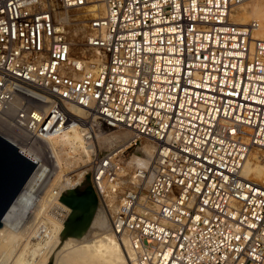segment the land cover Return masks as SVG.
<instances>
[{
  "label": "built area",
  "instance_id": "1",
  "mask_svg": "<svg viewBox=\"0 0 264 264\" xmlns=\"http://www.w3.org/2000/svg\"><path fill=\"white\" fill-rule=\"evenodd\" d=\"M93 1L0 0V135L41 172L11 264L41 260L71 214L62 182L46 188L65 170L47 144L74 131L87 150L64 173L88 167L76 187L90 178L135 264H264V184L241 176L264 150V39L232 21L250 0H102L85 38L97 63L57 17Z\"/></svg>",
  "mask_w": 264,
  "mask_h": 264
},
{
  "label": "bare ground",
  "instance_id": "2",
  "mask_svg": "<svg viewBox=\"0 0 264 264\" xmlns=\"http://www.w3.org/2000/svg\"><path fill=\"white\" fill-rule=\"evenodd\" d=\"M101 1L102 0H94L92 2L93 4L86 8L85 12L89 13L88 15L91 16V18L102 13L104 8ZM78 10L82 9L70 10L62 7L57 8L58 22L66 27L65 30L74 44L75 55L87 56V58L93 59V61L97 63L100 60V53L98 50L89 49L90 51L88 52L87 49L84 50V48H81V46L85 45L83 44V39L85 40V36L87 35L83 36V32L88 28V23H85L88 18L84 19V15H75L79 21L75 23L76 30L74 29V31L72 30L71 32L70 21L72 17H74L71 15V11ZM255 18L257 22L260 18L264 19V0H250L233 9L232 21L237 25H245L253 21ZM75 31L77 32V35L74 38L73 35L75 34ZM70 33L72 35H70ZM253 36L258 39L264 38V26L259 24V27ZM0 132L4 133V129H0ZM118 138L120 140L128 141L130 139V133L124 132L123 134L118 135ZM149 143L150 142L146 140L142 141L141 150L144 156L138 157V159H140L136 161L138 165H145V163L153 157L154 146L152 143L149 145ZM47 146H51V148L56 150L58 149L55 154L57 162L59 164L64 162V169L68 171L74 168V172L76 170V164H78V159L76 160L73 155L87 150L83 145L80 134L75 131L51 140L48 142ZM64 147H68L70 152H65ZM260 151L261 150L257 149L250 152L251 154L249 153L248 158L243 164L241 176L244 179L255 183L264 184V152ZM82 162L86 163L84 161ZM85 165L86 164H84V166ZM65 170L57 173L53 182L49 183L46 188L55 187L59 184V181H62L61 179H63L64 176L66 181L64 183L65 189L72 190L79 185L86 173V170L84 169V171H80L73 176L69 173L63 175V171ZM40 173V171H37V173L28 180L22 192L3 218V226L0 229V264H11V261L14 260L17 248L23 241H25L31 230V222L34 220L29 214L30 208L34 202V196L32 193L35 191V187L38 183L37 178H40ZM111 211H114V208H111ZM61 242L62 240L57 238L55 240V245L50 252L34 264H47ZM51 264H135V262L133 261V256L128 249L127 243L125 241H117L112 235L108 216L100 205L89 232L82 239H65L56 251Z\"/></svg>",
  "mask_w": 264,
  "mask_h": 264
},
{
  "label": "water",
  "instance_id": "3",
  "mask_svg": "<svg viewBox=\"0 0 264 264\" xmlns=\"http://www.w3.org/2000/svg\"><path fill=\"white\" fill-rule=\"evenodd\" d=\"M38 164L0 135V229L3 226L4 216L22 192ZM58 202L71 210V214L56 235L62 240L59 248L65 239H82L89 232L100 204L91 185L66 190ZM56 251L47 264L52 263Z\"/></svg>",
  "mask_w": 264,
  "mask_h": 264
},
{
  "label": "rangeland",
  "instance_id": "4",
  "mask_svg": "<svg viewBox=\"0 0 264 264\" xmlns=\"http://www.w3.org/2000/svg\"><path fill=\"white\" fill-rule=\"evenodd\" d=\"M85 10L86 9H82V10H78V11H71L72 13H71V15L72 16H74V17H72V19H71V21H70V23H71V32H72V30L74 31V29L76 30V22H78L79 20H78V18H77V16H75V15H81V16H85V18L84 19H87L86 20V22L85 23H88V28L83 32L84 33V35L83 36H85V35H87V33L89 32V21L91 20V19H93L94 17H92L91 18V16H89L88 14L89 13H86L85 12ZM85 12V13H84ZM74 14V15H73ZM87 15V16H86ZM76 17V18H75ZM76 20V21H75ZM253 21H257L256 20V18L255 19H253ZM74 22V23H73ZM258 22H260L259 24H261V26H264V19H261L260 18V20L258 21ZM75 26V27H74ZM70 31V30H69ZM70 35H72L71 33H70ZM77 35V32L75 31V34L73 35L74 36V38H75V36ZM85 38H86V36H85ZM262 39H264V38H262ZM85 41V42H84ZM83 44H85L84 46H81V48H84V50H86L87 49V46H86V39L84 40L83 39ZM75 48H76V46H75ZM88 50V52L90 51L89 49H87ZM91 51H94V50H91ZM130 137H131V133H130ZM151 143V142H150ZM150 143H149V145H150ZM141 147H142V145L140 146V144H137L134 148H132L131 149V151H133L136 155H140V157L142 156H144V154H143V152H142V150H141ZM254 150H257V149H255V148H252L251 149V151L250 152H253ZM131 151H128L129 153L128 154H130V152ZM264 152V150H261L260 152ZM251 154V153H250ZM138 157L139 156H137V158H135L134 160H135V162L136 161H138V160H140V159H138ZM81 166H83V164H81ZM81 168V169H80ZM88 167H84V168H82V167H79V169L81 170V171H84V169L86 170ZM66 171V170H65ZM76 171V170H75ZM80 172V171H79ZM66 174V172L64 173V171H63V175H65ZM86 174V173H85ZM62 175V176H63ZM74 175V174H73ZM73 175H71V176H73ZM62 181V184H61V191L63 190V189H65V187H64V183L66 182L65 181V178H64V176H63V179H61ZM91 185V180H90V178L88 177L87 178V180H86V182L82 185V187H86V186H90ZM57 186V185H56ZM55 186V187H56ZM58 186H60V184H58ZM92 186V185H91ZM64 187V188H63ZM82 187H80V188H82ZM99 204H100V202H99ZM101 205V204H100ZM101 208H102V206H101ZM107 215V214H106ZM108 216V221H109V215H107Z\"/></svg>",
  "mask_w": 264,
  "mask_h": 264
}]
</instances>
